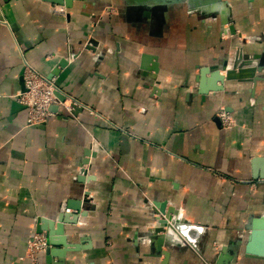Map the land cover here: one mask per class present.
<instances>
[{
	"label": "crops",
	"instance_id": "1",
	"mask_svg": "<svg viewBox=\"0 0 264 264\" xmlns=\"http://www.w3.org/2000/svg\"><path fill=\"white\" fill-rule=\"evenodd\" d=\"M215 1L145 16L125 0H75L71 9L0 0V264H34L26 256L37 221L75 214L67 204L85 195L87 215L65 225L81 248L69 264H163L149 240L162 202L179 221L169 264L216 263L223 248L247 241L249 218L264 216V82H224L203 101L195 77L238 52L264 66V0ZM61 60L57 88L95 116L53 106L45 125L27 126L17 101L25 67L50 77ZM153 65L157 75L142 70ZM239 251V264H264Z\"/></svg>",
	"mask_w": 264,
	"mask_h": 264
},
{
	"label": "water",
	"instance_id": "2",
	"mask_svg": "<svg viewBox=\"0 0 264 264\" xmlns=\"http://www.w3.org/2000/svg\"><path fill=\"white\" fill-rule=\"evenodd\" d=\"M56 6H63L66 9H71L73 1L75 0H44ZM84 1V0H76ZM153 1V2H152ZM199 2V0H197ZM129 6L138 7L144 10V15L147 16L148 8L154 9L158 7H166L170 5H178L184 0H125ZM152 2V3H149ZM190 2V0H189ZM229 22L227 23V25ZM231 35H235V30L229 26ZM92 46H96V42L92 40L90 42ZM258 55L250 56L238 52L232 59H225L219 64H214L207 67L199 68V73L195 77L197 84V94L203 101L210 95V93L216 94L224 90V82H238V83H253L264 82V66H253L254 61L259 60ZM155 58L148 57L147 61H155ZM67 66L66 60H61L57 69L54 70L49 78H53L59 73V70ZM142 70L146 74L148 71L153 72L156 75L159 72L158 66L153 65L152 68L147 66L142 67ZM221 72H225V76H222ZM144 74V75H145ZM154 78V77H153ZM61 101H64V97L60 96ZM91 154V150L85 152V156L88 157ZM89 160L86 158L82 162V166L88 165ZM264 178V177H263ZM87 179L86 170H82L79 181H85ZM87 195L84 196L82 201L76 203H68L66 210L75 211V214H69L62 212L56 222L47 221L45 219H39L37 221V234H45L47 241V248L44 251L46 264H69L65 256L68 253L79 252L80 247L78 245H71L67 242L65 236V225H76L79 217H85L90 208L87 206ZM157 206V207H156ZM153 212L156 215L154 222L155 226L150 230L149 240L154 250L158 254L164 256V263L169 264V261L173 257L172 253L165 248H170L161 236L166 232V228L169 227V223L172 222L175 216V210L168 208L167 202L154 205ZM245 230L250 234L245 243L240 245L232 244L231 247H226L221 250L223 253L235 252V258H237V251L243 245V257L246 259H259L264 260V216L258 219H254L252 216L249 218L247 224L244 226ZM233 246V247H232ZM240 246V247H239ZM176 247V246H175ZM174 248V247H171ZM234 248V249H233ZM176 254H174V257ZM57 258L58 261H53V258ZM234 258V259H235Z\"/></svg>",
	"mask_w": 264,
	"mask_h": 264
},
{
	"label": "built area",
	"instance_id": "3",
	"mask_svg": "<svg viewBox=\"0 0 264 264\" xmlns=\"http://www.w3.org/2000/svg\"><path fill=\"white\" fill-rule=\"evenodd\" d=\"M55 12L61 16L66 15L63 8H57ZM23 84L24 91L18 94L17 101L27 108V126L45 125L57 115L51 111L53 106L66 112L73 119L77 118L79 111L88 110L75 99L60 91L55 84L54 77L49 78L42 75L28 65L23 72ZM60 96L65 98L64 101H61ZM88 112L93 114L91 110ZM29 248L33 252L35 251V256L44 253L47 248L45 235H35L29 242Z\"/></svg>",
	"mask_w": 264,
	"mask_h": 264
},
{
	"label": "bare ground",
	"instance_id": "4",
	"mask_svg": "<svg viewBox=\"0 0 264 264\" xmlns=\"http://www.w3.org/2000/svg\"><path fill=\"white\" fill-rule=\"evenodd\" d=\"M151 1V0H150ZM210 1L212 0H207L206 3H209ZM153 2V1H152ZM152 2H149V3H152ZM205 2V0H199V2L197 0H184V2H181L179 4H187L189 6L190 9H194V8H197L199 7L200 5H203ZM223 9V8H222ZM227 23H225L226 25ZM157 204H160V203H157ZM157 207V206H156ZM176 215V213H175ZM169 227L166 228V232L165 233H162L161 236L164 238L165 242H167V244H170L172 243L170 240L173 241V238H172V233L174 234L175 233V230H177L178 228V225H179V221L174 219L172 220V222L169 223ZM164 235V236H163ZM174 242V241H173ZM177 244V243H176ZM175 245V244H174ZM175 246H180V245H175ZM235 257L233 255H231L229 252L227 253H223L221 252V254L219 255L217 261H216V264H232L235 259Z\"/></svg>",
	"mask_w": 264,
	"mask_h": 264
},
{
	"label": "rangeland",
	"instance_id": "5",
	"mask_svg": "<svg viewBox=\"0 0 264 264\" xmlns=\"http://www.w3.org/2000/svg\"><path fill=\"white\" fill-rule=\"evenodd\" d=\"M212 2H219V1H215V0H212V1H210L209 3H212ZM164 8H166V7H164ZM198 8V7H197ZM194 9H196V8H194ZM214 13V12H213ZM212 12L211 13H205L204 14V16H206V15H211V14H213ZM213 16H214V14H213ZM230 23H231V19L229 20V24H228V26H230ZM227 26V24L226 25H224V27H226ZM227 29V28H226ZM21 105V104H20ZM87 111H89V109L87 110ZM93 112V111H92ZM93 116H95V113L93 112V114H92ZM218 117H219V119H220V121H221V125H222V127L223 128H229V127H231L232 125H233V120L229 117V115L224 111V109H221L220 110V112L218 113V115H217ZM30 242V241H29ZM29 242H28V251H27V256H26V259H28V260H30L31 262H33L34 264H37V258H38V254L35 256L34 255V252L32 251V249L31 248H29ZM180 247V246H179ZM179 247H174V248H179ZM34 250V249H33ZM33 252V253H32ZM240 256V251L238 250L237 251V260H236V262H235V264H239V261H238V257ZM205 264H207L206 262H205ZM212 264H216L215 262L214 263H212Z\"/></svg>",
	"mask_w": 264,
	"mask_h": 264
}]
</instances>
